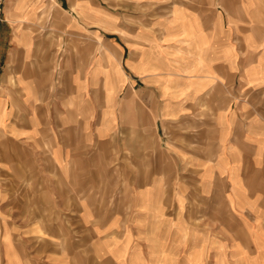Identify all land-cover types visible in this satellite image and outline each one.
<instances>
[{
  "label": "crops",
  "instance_id": "crops-1",
  "mask_svg": "<svg viewBox=\"0 0 264 264\" xmlns=\"http://www.w3.org/2000/svg\"><path fill=\"white\" fill-rule=\"evenodd\" d=\"M110 1L113 10L105 9L101 0H4L0 22V47L10 46L4 66L16 70L17 92L23 98L40 97L53 80L57 94L67 98L57 105V112L70 141L54 140L51 149L61 175L65 176L62 170L71 159L67 154L75 152L76 134L89 137V144L92 139L102 144L116 135L120 152L124 144L129 151L125 155L136 162L143 155L156 157L147 169L152 178L137 182L128 211L109 213L105 226L91 228L95 263L187 264L194 252L199 264L203 249L213 255L214 264H225L226 254H234L233 264H258V256L264 257L260 224L264 219V0ZM150 4L161 12L171 9L169 17L158 21V37L148 31L152 22L141 13ZM134 21L147 26L139 29ZM105 26L112 28V39L118 43L113 54L108 50L111 57L106 56L102 36ZM122 40L133 47L129 51L120 47ZM60 47L61 57L56 54ZM91 48L101 50L85 65ZM109 93L122 96L109 107L115 114L108 117L116 120L103 122L108 109L98 108L93 96L100 99ZM73 100L76 104L70 107ZM206 104L209 108L213 104V111H204ZM91 110L98 111V117H87V124L82 115L89 116ZM190 121L196 122L195 128L215 131L218 149H211L206 162L192 164L189 156L190 162L176 164V150L167 135L174 128H186L184 122ZM161 153L169 157L163 169L170 177H161ZM133 167L137 173L145 171L137 164ZM181 168L186 172L180 178L176 172ZM163 187L169 188L164 196ZM196 199L209 209L206 215L223 216L221 222L210 219L208 230L193 223L188 217L194 215ZM186 202L193 203L191 210H186ZM89 214L81 207L83 227L93 223ZM230 225L238 227L236 235L228 233L234 229ZM5 228L13 224L5 226L0 212V264H7L8 257L12 258L8 264H25L24 259H30L26 248L13 230L9 231L12 241L6 240ZM217 228L222 236L212 233ZM122 231L124 237L111 242ZM164 233L178 235L189 254L177 259L174 251L166 249L171 241ZM62 242L50 241L56 257L69 246ZM58 261L71 263L64 257ZM261 261L264 264V258Z\"/></svg>",
  "mask_w": 264,
  "mask_h": 264
},
{
  "label": "rangeland",
  "instance_id": "rangeland-1",
  "mask_svg": "<svg viewBox=\"0 0 264 264\" xmlns=\"http://www.w3.org/2000/svg\"><path fill=\"white\" fill-rule=\"evenodd\" d=\"M101 5L107 10H113L110 0H101ZM154 7V4H150L141 13L145 14V19L152 22V27L147 28L150 29L148 31L152 33L153 37H158L161 33L158 21L169 17L171 9L161 12ZM134 23L139 29H142V25H146L139 21H134ZM126 32L127 30H125ZM112 35V28L105 26L102 36H104L107 57H111L108 50L113 54V48L118 44L112 39ZM123 42V40L120 42V47H124L128 51L130 47H133V45H125ZM161 45H163L161 42L157 45L159 50H161ZM9 47V43L0 47V191L2 192L0 212L3 215L5 226L8 223L10 226L13 224V228H5V239L12 241L10 232L11 230L15 232V238L23 243L27 258H30L29 261L24 259L25 264H62L58 261L62 257L65 259L70 258V264H96L91 246L93 239H90L92 236L91 228L93 226L96 228L105 226L107 224L105 223V217L109 213L122 214L128 211L127 202L132 201L138 189L137 182L141 179L152 178V173L147 169L152 163L151 160L156 157L143 155L138 163V161H135L136 158L133 159L129 155H125L129 151L124 150V144L123 151L120 152L116 135L102 144H95L93 139L89 144V137L85 138L76 134L72 140L74 143L71 141L75 152L72 155L67 154L71 159L66 162V167L62 170L65 176L61 175L51 155V149L54 140L63 141L67 139L70 141L67 136L68 132L65 129L66 125L61 126V123H58L60 114L57 112V105L65 103L64 101L67 98L57 94L58 91L53 87L55 83L53 80L49 82L50 89H47L45 94L41 93L40 97L35 98H23L20 92H17L20 84L16 79V70L4 66L8 62ZM116 47L118 48V46ZM94 49L88 50V63L86 62L85 65H90L94 54L100 53L101 48L98 52ZM63 50L62 47L58 48L56 50L57 56L61 57ZM125 56L129 60L130 54L127 53ZM191 59L193 57H190L187 61ZM175 65L177 64L175 63ZM95 85L97 86V84ZM143 86H145L144 83ZM122 94L109 93L105 97L104 95L99 96L100 99L93 96V103L98 108L103 110L106 106L108 109L102 116L103 122L108 120L114 122L116 120V116L113 118L108 117V113L112 112L109 107H114L116 98H121ZM76 101L73 100L70 107H73ZM213 109V104L210 105V108L207 104L204 106V111H213ZM194 111H196V107H194ZM98 113L96 110H91L89 116L87 112H84L82 116H84L83 118L87 123V117L88 120L90 117L96 119ZM114 114L115 110L111 116ZM74 119L78 122L77 117H74ZM195 123L193 121H190V124L184 122L186 128L182 130L174 128L170 132L171 135H167L170 139L169 144L172 147L169 146L172 150H176V164L177 162L182 164L185 160L187 161L189 156L192 164L202 160L206 162L208 159L210 160V155L213 153L211 149H214V151L218 149L215 142L217 136L215 131L209 127L195 128ZM77 125H79V122ZM84 131L90 134L88 129ZM72 146L68 144L66 146L67 150H70ZM182 149L190 150L192 153L185 155ZM168 158L162 153L159 156L162 178H164V175L168 177L170 174L168 170L163 169V166L168 162ZM187 162H190V159ZM136 164L139 168L142 166L145 171L137 173L133 167ZM69 172L72 174L71 176H69ZM185 172L186 169L181 168L177 170V175H175L181 178L185 176L183 175ZM195 173L198 175L197 172ZM178 182L182 183V181ZM60 189L63 191H60ZM69 189H73V191L69 192ZM77 189H81V191ZM45 190L48 194L44 192ZM168 190L169 188L166 191L163 187L162 195H167ZM64 191H67V194L63 193ZM217 196H221L220 192H217ZM195 201L197 205L192 213L194 215L188 217L193 220V223L202 227L205 226L206 228H204L208 230L210 229V219L216 224L224 218L221 216L218 219L220 216L206 215L209 209L201 204L202 201L199 202L197 199ZM192 204V202L190 204L186 202V210H191ZM125 206L126 210H124ZM81 207L91 212L89 216H92L90 221H93V223L88 225L87 228L82 226L80 219ZM131 208L132 210L136 209L132 204ZM186 210L183 211L184 215H186ZM117 219H121L119 215H117ZM127 222L128 220L125 223L121 221L120 229ZM260 224L264 225V219ZM231 227L234 229L231 228L228 233L231 236L236 235L238 227L233 225ZM212 233L222 236V233L218 232V228L213 230ZM163 235L166 240L171 241L166 249L174 251L177 259L189 254V251H186L187 247H184L187 244L184 243L185 241L181 242L178 235L171 233L170 235H167V233ZM122 237H124L123 231L119 233L118 237H113L111 242L114 243L115 240ZM53 240L60 243L63 241L62 244L69 245L67 250L61 252L63 255L56 257V251L54 253L50 252L52 246L49 244ZM262 244L264 247V243ZM201 250L203 253L199 264H214V257L211 256L210 251L206 254V250ZM198 256L196 257L194 252L191 253L187 258V264H197ZM233 257L234 254L230 256L226 254L225 264H233ZM263 258L258 256L257 263L261 264ZM34 259L38 260L37 263ZM11 260L12 258L8 257L7 264ZM102 264L110 263L103 261Z\"/></svg>",
  "mask_w": 264,
  "mask_h": 264
},
{
  "label": "built area",
  "instance_id": "built-area-1",
  "mask_svg": "<svg viewBox=\"0 0 264 264\" xmlns=\"http://www.w3.org/2000/svg\"><path fill=\"white\" fill-rule=\"evenodd\" d=\"M4 0H0V22H1V17H2V5H3Z\"/></svg>",
  "mask_w": 264,
  "mask_h": 264
}]
</instances>
